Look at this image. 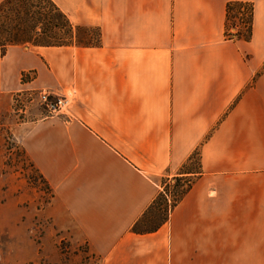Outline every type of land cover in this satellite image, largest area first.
Masks as SVG:
<instances>
[{"label": "crops", "instance_id": "crops-1", "mask_svg": "<svg viewBox=\"0 0 264 264\" xmlns=\"http://www.w3.org/2000/svg\"><path fill=\"white\" fill-rule=\"evenodd\" d=\"M52 1L99 44L0 50V110L68 94V116L22 120L18 140L99 264H264V0ZM229 1L252 3L249 41L225 38ZM188 175L132 232L159 178Z\"/></svg>", "mask_w": 264, "mask_h": 264}, {"label": "rangeland", "instance_id": "rangeland-1", "mask_svg": "<svg viewBox=\"0 0 264 264\" xmlns=\"http://www.w3.org/2000/svg\"><path fill=\"white\" fill-rule=\"evenodd\" d=\"M84 28L81 26L79 33H86ZM86 28L90 41L95 42L96 28ZM39 91L22 92L14 98L12 110H0V264H99V257L57 206L51 188L31 166L18 140L21 128L17 124L22 120L68 116L66 109L49 113L38 99ZM197 161L195 154L190 167L195 169ZM159 182L162 185L164 178ZM174 183L169 184L168 203L173 193L186 185L180 182L175 187ZM166 214L167 210L157 205L143 228L159 224Z\"/></svg>", "mask_w": 264, "mask_h": 264}, {"label": "trees", "instance_id": "trees-1", "mask_svg": "<svg viewBox=\"0 0 264 264\" xmlns=\"http://www.w3.org/2000/svg\"><path fill=\"white\" fill-rule=\"evenodd\" d=\"M252 21L253 5L251 2H227L225 7V38L249 41L252 34ZM80 28L81 26L72 24L67 15L52 0H2L0 2V50L2 53L10 45L48 47L73 44L92 46L99 44L98 29H96L97 38L95 42H91L87 28H84L86 32L84 34L79 33ZM23 153L25 154L24 150ZM195 154L198 160V151L195 150L183 164L181 170H187L186 172H189V174L197 172L199 161H197L195 169L190 167V162ZM25 157L28 159L26 154ZM29 162L35 168L30 160ZM40 177L44 180L42 175ZM190 177V175L173 177L172 181L175 182V187L180 182H186V185L180 191L177 190L175 194L173 193L170 203H168V195L171 181H167V178H164L162 190L158 192L145 212L133 224L131 231L134 233H146L156 230L191 187L192 181L189 179ZM44 182L46 183L45 180ZM159 204L167 210V214L159 224L143 228L147 215Z\"/></svg>", "mask_w": 264, "mask_h": 264}, {"label": "built area", "instance_id": "built-area-1", "mask_svg": "<svg viewBox=\"0 0 264 264\" xmlns=\"http://www.w3.org/2000/svg\"><path fill=\"white\" fill-rule=\"evenodd\" d=\"M38 99L49 113H59L63 109L67 110L68 98L66 96H56L49 91H39Z\"/></svg>", "mask_w": 264, "mask_h": 264}]
</instances>
